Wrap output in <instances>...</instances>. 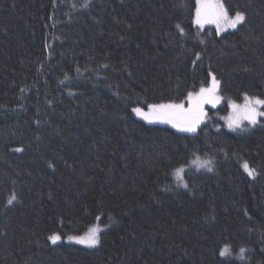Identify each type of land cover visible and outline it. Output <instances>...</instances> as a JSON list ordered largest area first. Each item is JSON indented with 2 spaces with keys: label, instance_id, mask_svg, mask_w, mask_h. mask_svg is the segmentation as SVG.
<instances>
[{
  "label": "trees",
  "instance_id": "obj_1",
  "mask_svg": "<svg viewBox=\"0 0 264 264\" xmlns=\"http://www.w3.org/2000/svg\"><path fill=\"white\" fill-rule=\"evenodd\" d=\"M223 2L246 19L218 34L197 0H0V264H264V117L220 119L264 98V0ZM213 75L224 103L195 133L132 111ZM98 220V247L50 242Z\"/></svg>",
  "mask_w": 264,
  "mask_h": 264
},
{
  "label": "snow or ice",
  "instance_id": "obj_2",
  "mask_svg": "<svg viewBox=\"0 0 264 264\" xmlns=\"http://www.w3.org/2000/svg\"><path fill=\"white\" fill-rule=\"evenodd\" d=\"M90 2V0H89ZM86 2L83 7H87ZM75 7V5H73ZM245 14L243 12H235L234 15L229 14L228 8L222 2V0H214V2H209V0H197V7L195 12V23L199 27H203L204 24L210 23L214 24L219 32L226 31L227 29H236L238 25L245 22ZM180 28V25H177ZM181 32L183 29L180 28ZM199 59V56H197ZM67 78V77H66ZM219 81L216 77L212 76L211 87L205 88L201 87L198 92H188L187 102L190 105L185 108L183 102H167V103H153L147 105L149 111L145 112L142 108L136 107L132 111L143 117L145 120L151 122L168 123L173 127L177 128L179 131L195 133L202 122L206 112L204 110L205 105H212L213 107L218 104L223 97L218 93ZM21 91H24L23 89ZM233 115L228 118L227 127L233 131L237 128H241L244 121H247L250 125H256L258 123V118L264 117V98L251 97L247 94L244 95V104L238 105L235 102L232 103ZM17 151H23V149H16ZM192 164L196 166L197 169H206L208 171L212 170L211 160H202L199 156L193 159ZM51 166V165H50ZM243 168L248 172L250 176L255 175V170L249 168L247 162L243 164ZM185 168L183 166L175 169V176L187 187V183L184 181ZM16 199L15 195L11 196L9 199V204ZM100 229L98 227H92L84 236H69L68 240L75 241L78 244L86 245L88 247H96L100 243L99 236ZM49 239L56 243L61 239L59 234H53ZM246 249L241 248L239 250V259H244V253ZM232 255L231 246L225 244L219 251V256L222 258H227Z\"/></svg>",
  "mask_w": 264,
  "mask_h": 264
},
{
  "label": "rangeland",
  "instance_id": "obj_3",
  "mask_svg": "<svg viewBox=\"0 0 264 264\" xmlns=\"http://www.w3.org/2000/svg\"><path fill=\"white\" fill-rule=\"evenodd\" d=\"M209 2H214V0H209ZM222 2H223V0H222ZM224 3V2H223ZM196 12V11H195ZM230 14V13H229ZM231 15V14H230ZM194 22H195V17H194ZM196 24V23H195ZM197 25V24H196ZM209 25H214V24H210V23H206V24H204V26L202 27V28H205L206 26H209ZM198 26V25H197ZM215 26V25H214ZM239 26V25H238ZM237 26V27H238ZM199 27V26H198ZM201 28V27H200ZM215 29H216V31L218 32V34H223V33H225V32H228V31H230V30H234V29H227L226 31H223V32H219L218 30H217V28H216V26H215ZM216 80H218L217 78H216ZM211 84H212V78H211V81H210V83H209V85H207V86H203V87H205V88H208V87H211ZM199 91V89L198 90H196V91H193V92H198ZM218 93H219V95L221 96V97H223L222 95H221V92H220V82H219V89H218ZM248 96H250V95H248ZM251 97H254V96H251ZM180 102H183L184 104H185V108H188L190 105L188 104V102H187V99L185 98L184 100H182V101H180ZM180 102H177V103H180ZM233 102H235V101H230V102H228V108H229V111H228V113L227 114H225V115H222V116H220V119L222 120V122H223V127H225L226 129H228V130H230V131H233V130H231V129H229L228 127H227V124H228V118L230 117V116H232L233 115V108H232V103ZM223 103H224V98L218 103V104H216V106L215 107H213L212 105H205V107H204V110H205V112H206V116H204V118H203V120H202V122L200 123V125H199V127L198 128H200L201 127V125L202 124H204L207 120H205L207 117H209L210 116V110H216L217 108H219L220 106H222L223 105ZM236 104H238V105H243L244 104V98H243V100L241 101V102H235ZM145 112H148L149 111V109H148V107L147 108H142ZM262 111H263V109H261ZM136 115V114H135ZM138 118H140V119H142V120H144V121H146V122H148V123H150L149 121H147V120H145L143 117H141V116H138V115H136ZM260 120V118H258V121ZM155 123H160V122H155ZM160 124H163V125H167V126H170V127H172V128H174L175 130H177V131H179L177 128H175V127H173L171 124H168V123H160ZM245 125H248L249 127H253V126H255V125H250V124H248V122L247 121H244L243 123H242V125H241V128L242 127H244ZM238 129H240V128H237L236 130H238ZM235 130V131H236ZM179 132H183V131H179ZM184 133H190V132H184ZM201 158V157H200ZM202 160H205L204 158H201ZM209 160V159H208ZM185 168V167H184ZM201 169H203V168H201ZM92 227H98L99 229H100V232H99V236H101V233L106 229V227H104L103 225H101L100 224V221L98 220V221H96L95 223H92L88 228H87V230L86 231H84L83 233H80V234H70V235H61L60 233H54V234H59L60 236H61V239L59 240V241H57L56 243H61V242H65V243H71V244H77V245H81V246H85V247H88V246H86V245H82V244H78V243H76L75 241H70V240H68V237L69 236H84L88 231H89V229L90 228H92ZM53 235V234H52ZM51 235V236H52ZM50 242L51 243H53L51 240H50ZM56 243H53V244H56ZM100 244V243H99ZM99 245H97L96 247H98ZM90 248H95V247H90Z\"/></svg>",
  "mask_w": 264,
  "mask_h": 264
}]
</instances>
